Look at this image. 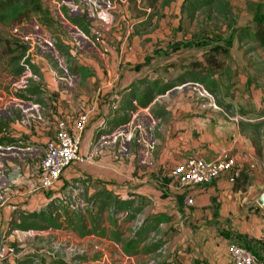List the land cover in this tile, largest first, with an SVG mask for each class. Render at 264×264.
Wrapping results in <instances>:
<instances>
[{
    "label": "crops",
    "instance_id": "0c3cea01",
    "mask_svg": "<svg viewBox=\"0 0 264 264\" xmlns=\"http://www.w3.org/2000/svg\"><path fill=\"white\" fill-rule=\"evenodd\" d=\"M167 1L159 10L162 14L150 20L156 24L155 28L140 22L158 7L156 4L144 5L142 15L130 18L125 27V23L113 28L106 24V30L102 31L97 28L101 24L94 23V31L101 36L106 51L94 47L91 52L79 54L77 66L71 69L72 79L76 81L70 85L71 89L60 85V76L49 59L35 60L37 72L40 69L43 72L45 96L55 107L51 120L49 116H42L49 111L46 107L41 111L36 102H29L27 106L22 97H14L21 105L17 110L7 109L5 103L0 105V237L7 235L15 243L18 252L15 264H34L39 259L37 264H61L63 260L69 264H155L150 256L153 253L126 252L110 228L102 234L100 229L110 226L105 215L97 231L78 235L80 242L83 241L79 246L86 248V254L74 252L70 258L59 253L47 255L32 243L16 238L15 228L22 227L20 224L24 221H32L30 212L52 211L55 200L78 182L85 184L84 194L88 197L106 189L119 197H143L151 212L163 211L183 218L181 210H184L188 224L184 235L192 241L194 249L187 253L182 246L178 247L172 260L168 258L172 261L169 264H186L188 260V264H234L229 253L232 243L245 244L262 256L264 205L259 198L264 191V150L261 153L260 147L257 148L251 128L264 123V72L216 74L221 79L220 88L208 91L221 94L217 102L212 97L200 96L206 91L196 85L183 90L187 84H179L164 94L176 90L166 112L161 111L158 116L159 120L164 118L159 132L164 142L157 148L156 159H149L145 164L132 156L117 154L109 145L96 141V133L107 125L114 112L119 93L143 77L166 75L165 64L181 56V42L169 44L168 35L180 23L183 0ZM139 26L145 28L138 30ZM237 55L245 64L241 46ZM69 106L74 112L78 107L89 112L81 140V156L63 170L54 184L40 186L39 162L47 140L58 128L53 117L70 121L79 115L66 117L65 113L71 110ZM227 153L235 158L237 166L249 173L251 178L246 189L235 187L231 173L227 172L210 183L194 187L191 191L195 202L185 205L187 189L171 174L173 165L195 155L213 159ZM88 223L87 228H93ZM9 262L0 260V264Z\"/></svg>",
    "mask_w": 264,
    "mask_h": 264
},
{
    "label": "rangeland",
    "instance_id": "374dc122",
    "mask_svg": "<svg viewBox=\"0 0 264 264\" xmlns=\"http://www.w3.org/2000/svg\"><path fill=\"white\" fill-rule=\"evenodd\" d=\"M260 1L264 2V0H229L231 11L228 9L223 11L221 5L217 2L196 7L195 0H183L180 23L176 28L170 29L168 35L170 38L169 44L175 41L181 42L179 50L181 56L175 59L177 69H170L171 71L166 75L175 76L182 71L185 64L196 61L204 62L211 58L221 62V67L217 69L219 70L217 72H264V60L261 61L264 57V44L260 40H253L247 34L239 35L242 26H249L251 32L257 29L258 23L254 20V12L256 3ZM155 2L158 7L156 6L155 10L140 22L147 23L149 26L152 25L151 27L154 28L156 24H153L150 20L154 15L160 16L162 14L160 12L161 7L167 4L168 1L155 0ZM151 4V0H0V105L5 103L7 109L17 110L21 105L20 101L14 99V97H22L27 106H29V102H36L41 106H38L41 111L46 107L49 111L43 112L42 116L44 118L49 116V120H51L50 114H52L54 106L46 98L44 77L40 67L39 72L31 67V69H27L21 74H15L16 66L27 58L35 63V60H38L39 57H45L49 59V63L59 74L60 85L65 84L68 89H71V86L76 83L72 79L73 72H71V69L77 66L79 54H84L87 51L91 52L94 47L106 51L101 44V36L94 31L93 24H101V27L98 26L97 28H102V31L103 29L106 30V24H111L113 28L118 23H125V27L126 24L129 25L128 20L130 18L142 15L144 5L150 6ZM84 10L89 12V16L86 15L88 31L70 19V16L81 15ZM127 10H129L130 15L127 14ZM144 28L139 26L138 30ZM216 44H222L227 49H214L213 46ZM233 45L235 47H230ZM240 46L246 56L245 64L240 59L241 56L237 57V50ZM183 85L186 86L183 88L185 90V88L190 89L196 84L187 82ZM175 92L176 90L168 95L158 96L147 107L130 111L131 120L128 123L113 127L104 125L96 133V141L109 145L117 154L138 159L140 164H145L147 160L152 158L156 159L157 148L162 146L164 142L161 133H159L164 118L159 120L158 116L161 111L166 112V106L173 100ZM5 95L9 98H6ZM74 95H78L76 91H74ZM200 96H204L206 99L212 97V101L216 102L221 99V94L218 92L216 94L205 92L201 93ZM54 99L57 101V98ZM122 99L121 92L113 105L114 112L111 115L124 113L122 109H118L121 106ZM15 102L16 104H14ZM79 107L76 113L69 106L71 110L65 113V116L72 115L75 117L80 110L84 109H79ZM82 111L88 112L87 109ZM53 118V123L57 125L59 117L55 116ZM109 129L111 131H107ZM251 130L257 148L260 147L262 153L264 150V123L256 124ZM247 175L249 182L251 177L249 174ZM107 191L102 189L91 194L97 201L95 209L91 211L92 213L98 210L100 201L108 200L105 194ZM83 196L88 198L86 193ZM73 199L72 192L65 193V195L55 200L52 211L55 214L80 211L86 213L87 222H90L88 211L74 210L72 206ZM108 203L110 204L105 206L102 212V222H104L103 218L105 217L103 215H105L110 224L112 221V219H109L110 211L114 209V205L110 200H108ZM145 205L143 210L138 212L133 219L128 214V212H132V209L130 211L121 209L116 213L118 226L125 234L130 235L137 225L142 222L143 218L151 212L147 209L148 206ZM181 212L183 218L173 216L171 221L161 223L156 235H152V238L155 236L167 238V243L164 248L150 255L151 259L171 263L173 253H176L178 247L182 246L187 253L194 249L192 241L184 235L188 224L184 219V210H181ZM20 213L27 218L23 212ZM30 220L40 222L45 227L41 229L16 227V238L20 242L28 241V243H32V246H37L43 252H47V255L49 253L51 255L59 253L66 258H70L74 253L71 247L83 244L78 236L80 231L77 228L67 227L62 215L58 217V222H61L63 226L57 229L50 226V223L46 220L40 218ZM182 238L184 239L180 243ZM168 258L171 260H168ZM173 259L175 260L176 256ZM185 260L183 259V261ZM39 262L40 259L36 260L34 264ZM179 263L182 262L179 260ZM185 263L188 264L189 260Z\"/></svg>",
    "mask_w": 264,
    "mask_h": 264
},
{
    "label": "trees",
    "instance_id": "16d2710c",
    "mask_svg": "<svg viewBox=\"0 0 264 264\" xmlns=\"http://www.w3.org/2000/svg\"><path fill=\"white\" fill-rule=\"evenodd\" d=\"M157 1V0H156ZM217 2L221 5L223 11L231 8L229 0H195L194 4L196 7L208 5L211 3ZM152 4H156L155 0H151ZM39 7V5H38ZM228 12V11H227ZM89 12L85 10L81 15L70 16V19L81 25L83 29L89 30L86 15ZM89 16V15H88ZM254 20L258 23V27L254 32L250 31L249 26H242L239 31V35L247 34L253 38V40H260L264 44V2H257L254 12ZM214 49H227V47L222 44L213 46ZM34 68L37 72V65L29 58L24 59L23 62H20L16 66L14 72L15 74H21L27 69ZM181 72H178L175 76H162L157 77H143L139 80V83H133L124 93H122L123 99L121 100V106L118 109L124 111L123 114L111 115L108 118L107 125L111 127L119 124L128 123L130 121L129 112L134 111L136 108L147 107L151 102L155 101L159 95H164L168 93L171 89L178 86L179 84H184L187 82H193L196 85L201 87L202 91H206L208 94L209 90H218L220 88V78H217L215 75L220 73L217 72L221 67V62L217 61L215 58L206 60L204 62H190V64H185ZM36 68V69H35ZM171 69H177L176 60L169 61L165 64L164 72H169ZM182 68V67H181ZM220 101V100H219ZM111 131V129L107 130ZM1 140V139H0ZM245 168L241 169L240 174L234 178L235 187L246 189V184H248V175ZM107 199L113 202L114 209L110 211V226H104L100 229L102 234H106L108 228H110L111 234L117 240L122 242L123 248L128 253H156L161 250L167 243V238L161 236H155L152 238V235H156L158 227L163 222H169L173 219V214H169L163 211H153L148 213L142 220V222L137 225L130 235H124V231L119 228L118 219L116 218V213L119 210L124 209L132 212H128L131 219H133L138 212L143 210L145 205L143 197H119L115 196L112 192H105ZM143 198V199H142ZM108 200L103 202L100 201L98 210L91 212L92 210H87L90 216V222L93 224V228H87L89 224L87 222L86 213H81L80 211H73L63 214H55L53 211L41 210L33 211L28 215L33 218H40L48 221L50 226L54 228H60L63 226L61 222H58V217L62 215L64 221L66 222L67 227L72 229H78L80 234H86L93 230L97 231L100 228L102 222V212L105 206L109 205ZM25 229L35 228L41 229L45 225L37 222H23L20 224ZM61 264H69L67 261H61ZM170 262H163L162 264H169Z\"/></svg>",
    "mask_w": 264,
    "mask_h": 264
},
{
    "label": "built area",
    "instance_id": "2783aa9c",
    "mask_svg": "<svg viewBox=\"0 0 264 264\" xmlns=\"http://www.w3.org/2000/svg\"><path fill=\"white\" fill-rule=\"evenodd\" d=\"M130 34V32L128 31ZM89 113L81 111L74 120L61 118L58 120L57 132L48 139L44 153L39 162L41 172L40 186H51L58 180L63 170L70 166L81 156V140L88 122ZM231 173L232 178L237 177L241 167L236 165L235 158L228 153L217 158L209 159L203 156H191L186 161L177 162L171 168V174L178 178L180 183L187 189L183 202L191 205L195 202L194 187L214 181L225 173ZM70 192L74 196L72 206L74 210H94L96 198L83 196L85 184L78 182L72 185ZM264 240V222L262 227ZM164 248V247H163ZM75 254H86L87 250L81 246H72ZM234 264H264V250L262 256H258L250 247L241 243H232L229 246ZM18 252L15 243L7 235L0 237V260H9V264H15ZM157 260L154 261L156 264Z\"/></svg>",
    "mask_w": 264,
    "mask_h": 264
},
{
    "label": "water",
    "instance_id": "95a60500",
    "mask_svg": "<svg viewBox=\"0 0 264 264\" xmlns=\"http://www.w3.org/2000/svg\"><path fill=\"white\" fill-rule=\"evenodd\" d=\"M259 202H260V204L264 205V191L259 198Z\"/></svg>",
    "mask_w": 264,
    "mask_h": 264
}]
</instances>
